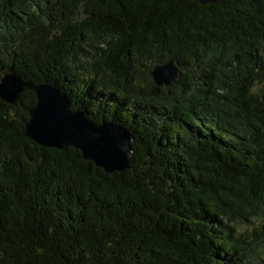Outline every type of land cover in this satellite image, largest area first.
Returning a JSON list of instances; mask_svg holds the SVG:
<instances>
[{"label": "trees", "instance_id": "trees-1", "mask_svg": "<svg viewBox=\"0 0 264 264\" xmlns=\"http://www.w3.org/2000/svg\"><path fill=\"white\" fill-rule=\"evenodd\" d=\"M4 69L133 141L109 175L0 100V264H264V0H0Z\"/></svg>", "mask_w": 264, "mask_h": 264}, {"label": "water", "instance_id": "water-1", "mask_svg": "<svg viewBox=\"0 0 264 264\" xmlns=\"http://www.w3.org/2000/svg\"><path fill=\"white\" fill-rule=\"evenodd\" d=\"M219 0H199L200 4ZM155 86L172 85L177 66L172 60L149 70ZM35 93V104L27 110L28 121L22 132L41 147L80 151L83 160L112 175L130 169L133 135L124 125L102 120H90L82 109H72L68 95L54 83H28L11 69H4L0 80V100L15 105L24 90Z\"/></svg>", "mask_w": 264, "mask_h": 264}]
</instances>
